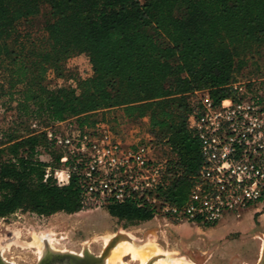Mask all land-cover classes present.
<instances>
[{"label":"trees","instance_id":"trees-1","mask_svg":"<svg viewBox=\"0 0 264 264\" xmlns=\"http://www.w3.org/2000/svg\"><path fill=\"white\" fill-rule=\"evenodd\" d=\"M262 46L264 0H0V92L16 104L28 131L24 138L9 135L0 148V219L18 211L44 217L82 211L78 178L66 187L45 181L36 153L49 145L43 133L32 134L30 122L77 118L95 125L91 114L115 108L134 124L145 122L152 144L166 148L168 174L158 193L182 203L202 163L188 123L189 95L231 97L230 85ZM80 54L88 55L93 75L48 90L45 79L62 75L66 61ZM105 209L130 225L156 217L154 206L133 202Z\"/></svg>","mask_w":264,"mask_h":264},{"label":"built area","instance_id":"built-area-1","mask_svg":"<svg viewBox=\"0 0 264 264\" xmlns=\"http://www.w3.org/2000/svg\"><path fill=\"white\" fill-rule=\"evenodd\" d=\"M233 95L215 101L207 90L194 93L190 130L200 143L201 167L182 203L158 193L168 174L151 139L124 141L108 123L82 125L77 118L42 126L49 148L36 159L45 181L66 187L78 178L84 208L133 202L154 206L156 217L172 224L215 226L226 214L264 203V83L235 82ZM54 151L60 157L55 164Z\"/></svg>","mask_w":264,"mask_h":264},{"label":"rangeland","instance_id":"rangeland-1","mask_svg":"<svg viewBox=\"0 0 264 264\" xmlns=\"http://www.w3.org/2000/svg\"><path fill=\"white\" fill-rule=\"evenodd\" d=\"M92 75L88 55L80 54L66 61L62 75H49L44 86L48 90L75 87L77 79ZM2 80L0 74V83H4ZM245 81L264 83L263 46L251 54L249 64L237 74V82ZM193 98L194 93L189 95L190 101ZM15 107L16 104L10 103L8 97L0 92V148L6 147L9 135L18 138L28 135L26 122L17 118ZM46 118L44 116L40 120L45 123ZM89 119L108 123L127 142L153 140L145 122L134 124L128 121L121 109L98 111L91 114ZM155 152L158 157H168L162 145H155ZM8 157V154L3 156L4 159ZM123 236L130 238L137 247L153 244L160 248L164 254L157 258L182 259L183 264H259L264 252V203L241 210L239 215L228 213L215 226L172 224L157 217L130 225L111 217L105 208L99 207L49 217L18 211L0 219V257L8 264H36L41 257L36 241L44 246V252L52 250L83 254L89 251L94 256H100L113 239ZM106 238H110L108 244ZM107 256L103 264H106ZM137 262L126 256L121 264Z\"/></svg>","mask_w":264,"mask_h":264},{"label":"bare ground","instance_id":"bare-ground-1","mask_svg":"<svg viewBox=\"0 0 264 264\" xmlns=\"http://www.w3.org/2000/svg\"><path fill=\"white\" fill-rule=\"evenodd\" d=\"M110 238H106L107 244L110 242ZM35 243L38 245V248L40 247L41 257L46 255L45 254L46 251L45 252L43 251L44 246H42L40 242L37 243L36 241ZM49 243L48 244L46 243V246H49ZM161 254H164L162 253V250L153 244L137 247L130 241V238L123 236L118 240L116 245L112 248L105 262L106 264H121L123 262L124 257L130 256L132 257L133 260L138 261L137 262L138 264H183L182 259L172 260L170 258H167L165 260L163 258H157Z\"/></svg>","mask_w":264,"mask_h":264},{"label":"water","instance_id":"water-1","mask_svg":"<svg viewBox=\"0 0 264 264\" xmlns=\"http://www.w3.org/2000/svg\"><path fill=\"white\" fill-rule=\"evenodd\" d=\"M118 240H119L118 238L113 239L109 243V245H107V247L105 248V251H103V253L100 256H94L89 251H87V252L85 251L83 254L84 257H79L76 255H71V254H65L62 256H58V257L61 260L66 259L67 264H103V260L109 254L110 250L116 245ZM58 257H56L53 254H49L47 258L49 260H54L55 258H58ZM43 258H44V256H43ZM0 264H4V261L1 257H0ZM259 264H264V252H263L261 262Z\"/></svg>","mask_w":264,"mask_h":264},{"label":"flooded vegetation","instance_id":"flooded-vegetation-1","mask_svg":"<svg viewBox=\"0 0 264 264\" xmlns=\"http://www.w3.org/2000/svg\"><path fill=\"white\" fill-rule=\"evenodd\" d=\"M49 254H53L56 257L62 256V255H65V254H71V255H76V256H79V257H84V255H83L84 253L83 254H80V253H65V252H61V251L49 250V251L46 252V255H44V258L43 257L40 258L39 261L36 264H41V263L42 264H67L66 259L61 260V259H59V257L55 258L54 260H49L47 258ZM4 264H8V263L4 261ZM10 264H15V263H10Z\"/></svg>","mask_w":264,"mask_h":264},{"label":"crops","instance_id":"crops-1","mask_svg":"<svg viewBox=\"0 0 264 264\" xmlns=\"http://www.w3.org/2000/svg\"><path fill=\"white\" fill-rule=\"evenodd\" d=\"M128 142H130V141H128Z\"/></svg>","mask_w":264,"mask_h":264}]
</instances>
